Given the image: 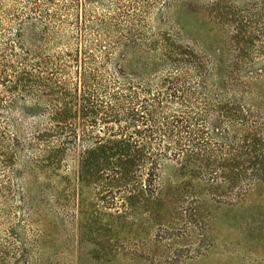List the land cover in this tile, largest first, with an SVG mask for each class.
Returning <instances> with one entry per match:
<instances>
[{
    "label": "trees",
    "instance_id": "16d2710c",
    "mask_svg": "<svg viewBox=\"0 0 264 264\" xmlns=\"http://www.w3.org/2000/svg\"><path fill=\"white\" fill-rule=\"evenodd\" d=\"M165 163L264 191V0H0V264H34L42 179L120 214Z\"/></svg>",
    "mask_w": 264,
    "mask_h": 264
},
{
    "label": "rangeland",
    "instance_id": "374dc122",
    "mask_svg": "<svg viewBox=\"0 0 264 264\" xmlns=\"http://www.w3.org/2000/svg\"><path fill=\"white\" fill-rule=\"evenodd\" d=\"M189 174L165 163L158 193L132 195L120 214L96 212L91 188L76 190L73 179L60 185L42 179L43 221L29 228L30 237L41 236L34 264H264V191L245 196V203L235 190L207 196ZM197 202L205 203L202 209L188 212Z\"/></svg>",
    "mask_w": 264,
    "mask_h": 264
}]
</instances>
